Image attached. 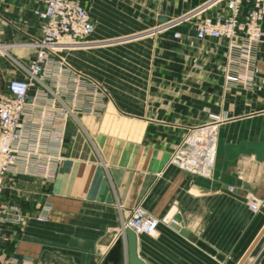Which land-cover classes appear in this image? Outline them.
<instances>
[{
  "label": "crops",
  "instance_id": "1",
  "mask_svg": "<svg viewBox=\"0 0 264 264\" xmlns=\"http://www.w3.org/2000/svg\"><path fill=\"white\" fill-rule=\"evenodd\" d=\"M78 1L93 34L61 53L66 66L52 59L49 90L37 85L29 96L52 99L72 76L85 92L59 94L76 102L61 149H52L53 177L4 179L0 264H102L139 205L159 221L154 236H137L145 264H238L264 228V26L253 85L229 87L225 41L198 40L197 20L157 30L208 0ZM42 8L43 0H0V96L33 58L42 35L33 11ZM224 12L221 4L204 16ZM213 119L222 122L211 177L168 165L181 139ZM172 209L187 237L165 223ZM243 264H264V234Z\"/></svg>",
  "mask_w": 264,
  "mask_h": 264
},
{
  "label": "built area",
  "instance_id": "2",
  "mask_svg": "<svg viewBox=\"0 0 264 264\" xmlns=\"http://www.w3.org/2000/svg\"><path fill=\"white\" fill-rule=\"evenodd\" d=\"M221 4L225 7L224 14L215 18L204 16ZM33 15L41 23V39L31 44L35 52L29 65L19 67L23 78L10 79L7 94L0 96V197L4 179L9 174L37 172L45 179L53 177L59 158L52 149H61L65 122L74 116L76 101L72 97V106L63 102L59 94L65 93V85L60 89L56 84V91L49 100L40 96L30 98L29 93L37 85L49 90L44 79L50 61L56 59L59 69L66 66L61 53L85 44L93 34L89 12L78 0H43V8L34 10ZM192 20H197L194 29L198 40L225 41L224 83L229 87H251L258 73L256 57L263 38L264 0H208L157 30L170 31ZM179 38L178 33L173 34V39ZM72 79L68 90L81 92L83 89L75 86L78 78L72 76ZM97 95L90 93L89 96L97 98ZM221 122L213 119L206 126L191 129L170 155L168 165L191 176L209 179L215 164L216 131ZM55 123L60 127L54 131L51 126ZM51 143L55 145L53 148ZM250 208L258 210L256 204ZM4 212L0 204V213ZM158 225L159 221L139 205L134 207L131 217L122 222L120 236L123 237L127 229L136 236H154Z\"/></svg>",
  "mask_w": 264,
  "mask_h": 264
},
{
  "label": "water",
  "instance_id": "3",
  "mask_svg": "<svg viewBox=\"0 0 264 264\" xmlns=\"http://www.w3.org/2000/svg\"><path fill=\"white\" fill-rule=\"evenodd\" d=\"M165 223H168L172 229L178 231L182 236L187 237V231L179 226V224H181V218L176 214V209L171 210ZM263 234L264 228L238 264H243L245 262ZM102 264H145L138 256L137 236L131 230L127 229L123 237L116 240Z\"/></svg>",
  "mask_w": 264,
  "mask_h": 264
},
{
  "label": "rangeland",
  "instance_id": "4",
  "mask_svg": "<svg viewBox=\"0 0 264 264\" xmlns=\"http://www.w3.org/2000/svg\"><path fill=\"white\" fill-rule=\"evenodd\" d=\"M217 129H218V128H217ZM188 134H189V133H187L185 136H187ZM216 135H217V131H216ZM185 136H184V137H185ZM184 137H183V138H184ZM183 138L181 139V141H180L179 144H181ZM179 144H178V145H179ZM178 145H177V146H178ZM177 146H176V147H177ZM176 147H175V148H176ZM175 148H174V149H175ZM173 151H174V150H173ZM171 154H172V153H171ZM169 158H170V157H169ZM168 161H169V159H168ZM174 167H175V166H174ZM176 168H177V167H176ZM177 169H178V168H177ZM178 170H179V169H178ZM179 171H181V170H179ZM181 172H183V171H181ZM183 173H184V172H183ZM185 174H186V173H185ZM186 175H189V174H186ZM190 176H191V175H190ZM250 209H251V208H250ZM251 210H252V209H251ZM252 211H253V210H252ZM254 212H256V211H254ZM130 217H131V215H130ZM124 222H125V221H124ZM121 224H122V223H121ZM120 228H121V226H120ZM120 228H119V237H121V236H120ZM143 236H145V235H143ZM148 237H152V236H148Z\"/></svg>",
  "mask_w": 264,
  "mask_h": 264
},
{
  "label": "bare ground",
  "instance_id": "5",
  "mask_svg": "<svg viewBox=\"0 0 264 264\" xmlns=\"http://www.w3.org/2000/svg\"><path fill=\"white\" fill-rule=\"evenodd\" d=\"M215 155H216V148H215Z\"/></svg>",
  "mask_w": 264,
  "mask_h": 264
}]
</instances>
